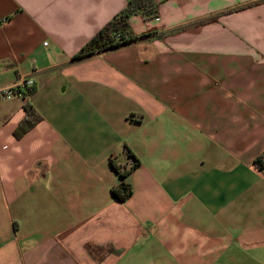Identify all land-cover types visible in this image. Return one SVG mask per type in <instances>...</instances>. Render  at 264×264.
<instances>
[{
    "label": "crops",
    "instance_id": "0c3cea01",
    "mask_svg": "<svg viewBox=\"0 0 264 264\" xmlns=\"http://www.w3.org/2000/svg\"><path fill=\"white\" fill-rule=\"evenodd\" d=\"M128 1L0 0V87L35 82L0 103V264H264V0H152L76 58Z\"/></svg>",
    "mask_w": 264,
    "mask_h": 264
},
{
    "label": "trees",
    "instance_id": "16d2710c",
    "mask_svg": "<svg viewBox=\"0 0 264 264\" xmlns=\"http://www.w3.org/2000/svg\"><path fill=\"white\" fill-rule=\"evenodd\" d=\"M152 0H130L127 2L125 8L117 14L111 21L105 24L87 43H85L78 51L76 58H83L91 54L101 52L108 48L119 46L132 39V36L128 32L127 18L130 14L137 11H144L145 14H151L153 12ZM24 117L18 123L17 127L13 131L15 138H20L28 129L40 120L39 114L28 104L23 106ZM124 151L133 157V164L131 168L138 164V160L130 153L125 147ZM113 169L118 173L121 178L120 183L110 190L111 195L116 201L124 202L132 195L131 187L128 183H125L122 179L127 174L125 167L116 165L113 161H110ZM257 169L262 170L264 165L258 160L255 161Z\"/></svg>",
    "mask_w": 264,
    "mask_h": 264
},
{
    "label": "built area",
    "instance_id": "2783aa9c",
    "mask_svg": "<svg viewBox=\"0 0 264 264\" xmlns=\"http://www.w3.org/2000/svg\"><path fill=\"white\" fill-rule=\"evenodd\" d=\"M46 44L47 42L43 43L44 46H46ZM34 89L35 82L31 77L18 75L15 83L9 86L0 87V103L13 99H19L24 102L31 96ZM257 160L264 165V152L259 155Z\"/></svg>",
    "mask_w": 264,
    "mask_h": 264
}]
</instances>
